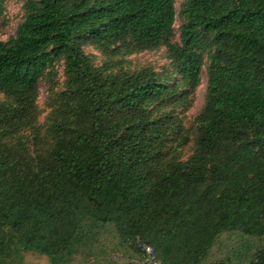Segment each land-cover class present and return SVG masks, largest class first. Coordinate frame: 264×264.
<instances>
[{"label": "trees", "instance_id": "1", "mask_svg": "<svg viewBox=\"0 0 264 264\" xmlns=\"http://www.w3.org/2000/svg\"><path fill=\"white\" fill-rule=\"evenodd\" d=\"M183 1L25 0L0 41V264H135L138 239L160 264H227L230 250L212 258L228 234L256 239L249 264H264V0ZM86 46L166 47L180 81L96 67ZM207 50L196 148L179 162L189 137L166 110L200 86ZM62 62L42 136L39 85ZM108 238L120 259H103Z\"/></svg>", "mask_w": 264, "mask_h": 264}, {"label": "rangeland", "instance_id": "2", "mask_svg": "<svg viewBox=\"0 0 264 264\" xmlns=\"http://www.w3.org/2000/svg\"><path fill=\"white\" fill-rule=\"evenodd\" d=\"M178 12L181 11L184 1L175 0ZM25 0H7L5 4V12L2 17H0V41L8 42L10 39L16 36V31L19 25L25 19L24 11ZM182 26V19H177L175 25V38L173 39V44L181 45L180 27ZM86 54H88L92 62L96 67H103L108 65L112 67L113 72L120 70L134 72L141 69H152L157 74L162 77V79H170L171 84H177L180 81V77L176 72V68L172 66V60L170 58L169 51L166 47L159 48L152 51H135L131 47L122 48L119 55L112 56L103 53L100 49L94 46H86L84 48ZM209 53L208 50L204 53V67L201 76L200 86L192 90L186 101H176L171 106L167 108L166 111H173L174 116L179 119L186 135L189 137V141L181 147L177 148V142L174 144L173 156L177 157L179 162L188 161L195 152L196 140L198 137V126L197 118L201 113L206 100V89H207V67L209 63ZM65 84L64 76V66L63 62L55 66L54 72L51 78H44L41 80L39 85V98H38V125L41 130V135L44 134L45 127L48 123V117L51 112L50 99L52 98V93H58L63 90ZM183 89V87L181 88ZM184 91V90H182ZM182 92L178 93V98L181 99ZM3 95H0V101H3ZM31 132H27L29 136ZM185 135V133H184ZM185 135V137H186ZM239 235L233 236L228 234L223 237V241L217 246V251L213 260H219L225 255V251L232 253L231 257H222L223 263L229 264H249L250 256L253 255L255 248L257 246V240L249 238L246 240H241ZM241 240V241H240ZM108 244H103L101 247L106 251L104 253L105 260L109 259H120L122 254L118 253V249H112L109 247L113 242L111 238L106 240ZM236 242V243H235ZM94 248L96 245L102 244L98 238H95ZM227 248V249H226ZM99 255V253H96ZM88 255V254H87ZM128 259L129 257H125ZM97 258H91L86 256L84 264H96ZM137 264V261L135 262Z\"/></svg>", "mask_w": 264, "mask_h": 264}, {"label": "built area", "instance_id": "3", "mask_svg": "<svg viewBox=\"0 0 264 264\" xmlns=\"http://www.w3.org/2000/svg\"><path fill=\"white\" fill-rule=\"evenodd\" d=\"M136 247L142 253L141 260L138 261L137 264H160L156 257L155 249L151 245L138 239L136 241Z\"/></svg>", "mask_w": 264, "mask_h": 264}]
</instances>
